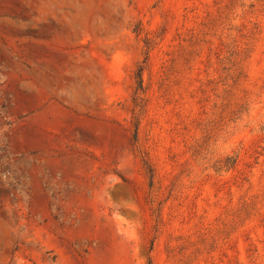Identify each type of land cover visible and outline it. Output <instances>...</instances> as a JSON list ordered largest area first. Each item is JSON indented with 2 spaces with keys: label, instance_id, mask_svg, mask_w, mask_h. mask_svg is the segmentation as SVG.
<instances>
[{
  "label": "rangeland",
  "instance_id": "1",
  "mask_svg": "<svg viewBox=\"0 0 264 264\" xmlns=\"http://www.w3.org/2000/svg\"><path fill=\"white\" fill-rule=\"evenodd\" d=\"M0 264H264V0H0Z\"/></svg>",
  "mask_w": 264,
  "mask_h": 264
},
{
  "label": "trees",
  "instance_id": "2",
  "mask_svg": "<svg viewBox=\"0 0 264 264\" xmlns=\"http://www.w3.org/2000/svg\"><path fill=\"white\" fill-rule=\"evenodd\" d=\"M139 88L141 89V84H139Z\"/></svg>",
  "mask_w": 264,
  "mask_h": 264
}]
</instances>
